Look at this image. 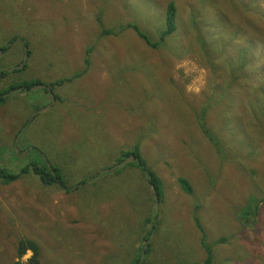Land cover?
<instances>
[{"label":"rangeland","instance_id":"obj_1","mask_svg":"<svg viewBox=\"0 0 264 264\" xmlns=\"http://www.w3.org/2000/svg\"><path fill=\"white\" fill-rule=\"evenodd\" d=\"M2 50L0 93L70 80L46 112L44 90L0 101V168L58 176L0 184V264L27 239L40 264H133L152 227L143 264H264V0H0ZM134 148L161 181L155 224L140 169L99 174Z\"/></svg>","mask_w":264,"mask_h":264},{"label":"trees","instance_id":"obj_2","mask_svg":"<svg viewBox=\"0 0 264 264\" xmlns=\"http://www.w3.org/2000/svg\"><path fill=\"white\" fill-rule=\"evenodd\" d=\"M174 20H175V7L172 3H170V4H168L167 11H166V20H165L166 29L161 34L160 42H164V39L168 35H170L174 32V30H175ZM126 28L132 29L135 32V34L145 42L146 45L152 46L150 39L145 34L141 33L135 24H129L126 26ZM110 33H111V31H104L103 32V34H110ZM113 34H115V33H113ZM153 45H154V47H157V45L155 43H153ZM25 46L27 47V43H25ZM217 49L218 50L221 49V46H217ZM221 51L223 54L226 53L224 51L223 47H222ZM241 58H242V56L239 54L237 60L232 61L231 64L233 63V64L241 65L240 64L242 61ZM86 59H87V64H85V65H86V68H88L87 66L89 65V63H88L89 58H86ZM225 59H227V58H225ZM239 68H240L239 69L240 71H236L235 73L242 74L245 69H242L243 67H239ZM230 70H232V69L230 68ZM2 75H6V72L0 71V77ZM236 78L238 79V77H236ZM68 80H70L69 77L64 79V80H61V81L52 82V83H50V88L52 89V87H54L56 85H60V84L64 83L65 81H68ZM38 83L40 84V82H38ZM35 85H37V83L32 82L29 85H27L26 87L29 89L30 87H33ZM16 87L17 86L9 87L5 92L0 93V95L3 93L9 92L10 90H12ZM44 92L46 93V90H44ZM244 93L245 92H243V94ZM1 100L2 99H0V101ZM130 155H134L135 159L132 160L131 162H129V165L136 166L138 169H140L143 172V174H145V177H147V181H148V175L151 177V181H148V184L154 186L155 192L157 193L158 198H159V202H160L162 200L163 193H162V186H161V181L159 179V176L156 175L152 170H150L146 166L144 160L141 158L140 154L138 153L137 148H134L131 151L122 152L121 158L117 162L120 163L125 158L129 157ZM51 169L53 170L54 174L50 173L49 168L46 166V164L43 161H41L39 163L34 162V163H30L28 165H25L18 172H9V171L7 172L6 170L0 168V184L1 185H9V184L14 183L17 180H19V177L22 174L31 172V174L37 176L44 185H50V184H53L54 182L58 181V176L55 174L54 168L52 166H51ZM177 183H178L179 187L181 188V190L185 194L190 195L192 193L191 187H190V185L186 179L178 178ZM150 196L152 197V193ZM153 229H154V227H152L151 230L146 233V235L143 239L144 242L147 241V239H148V237H149V235ZM207 249H208V247H207ZM150 250H151V244H149L145 254H148L150 252ZM27 251H30L32 253L31 257L28 258L25 263H18V264H40V262H39V258H40V252L39 251L40 250H39L37 244L32 240H28V239L27 240H21L19 242L18 248H17V257L20 259ZM207 252H209V250H207ZM139 257H140V255L138 256V258H136V260L133 264H138ZM209 257H210V255H209ZM207 264H208V262H207Z\"/></svg>","mask_w":264,"mask_h":264},{"label":"water","instance_id":"obj_3","mask_svg":"<svg viewBox=\"0 0 264 264\" xmlns=\"http://www.w3.org/2000/svg\"><path fill=\"white\" fill-rule=\"evenodd\" d=\"M23 50H24V54H23L21 63L19 65H17V66H14L11 69H9L8 72H13L15 70H20V69H22L25 66L27 58H28V53H27V48L26 47H24ZM2 52L3 51H0V55L2 54ZM41 89H46L47 91H49V94H50V97H51V103L49 105H47L42 110V111H47L55 103V98H54L53 94L51 93V91L49 89L45 88V86H34V87L31 88V90H41ZM23 90H24V88H18L16 90H13V91L3 95L2 97L5 98V97H7L9 95H14V94L19 93V92H21ZM24 130H25V127L22 129L21 132H23ZM16 141H17V139H16ZM134 159H135L134 155H130L129 157H127L126 159H124L123 161L118 163L117 165H114L111 169L104 170V171L100 172L99 174L101 175V174H105V173H107L109 171L117 170V169L123 167L124 165H126L127 163L131 162ZM47 166H48L51 174H54L53 170L51 169V165L47 164ZM148 180L151 181V177L150 176H148ZM150 189H151V191L153 193V196H154V206L153 207H154V217H155L154 224H155L156 223V217H157V214H158V204L159 203H158V196H157V194L155 192L154 186L151 185ZM152 237H153V231L150 233V235L148 237V240H147L146 244L144 245V247L142 249L141 256H140L138 264L142 263V261L144 259V256H145V252H146V250L148 248L149 243L151 242Z\"/></svg>","mask_w":264,"mask_h":264},{"label":"flooded vegetation","instance_id":"obj_4","mask_svg":"<svg viewBox=\"0 0 264 264\" xmlns=\"http://www.w3.org/2000/svg\"><path fill=\"white\" fill-rule=\"evenodd\" d=\"M22 43H23V42H22ZM25 43H26V42L24 41V43H23V44H24V45H23V49H24V47H25ZM2 51H3V50H2ZM27 53H28V51H27ZM23 54H24V50H23ZM3 55H4V54H3V52H2V54L0 55V57H2ZM21 61H22V58H21L20 62H19L17 65H19V64L21 63ZM17 65H16V66H17ZM12 68H13V67H12ZM6 70H7V69H6ZM6 70H4V71L6 72ZM8 73H9V72H8ZM6 74H7V72H6ZM4 76H5V75H2L0 78H3ZM36 83H37V85H35V86H44L42 83L39 84L38 81H36ZM33 87H34V86H33ZM18 88H24V90H30L32 87H30V88L28 89L26 86H17L16 88L10 90L9 92H11V91H13V90H16V89H18ZM45 88H47V89H49V90L51 91L50 86H49V87H48V86H45ZM24 90H23V91H24ZM41 90H46V89H41ZM46 91H47V90H46ZM9 92H6V93L1 94V95H0V99H5V98L10 97L11 95H9V96H7V97H5V98L2 97L3 95H5V94H7V93H9ZM21 92H22V91H21ZM48 92H49V91H48ZM19 93H20V92H19ZM48 105H49V104H48ZM53 105H54V104H53ZM53 105H52V106H53ZM52 106H51V107H52ZM51 107H50V109H51ZM50 109H49V110H50ZM47 111H48V110H47ZM20 137H21V135L18 136V139H19ZM148 176H149V175H148ZM148 181H149V180H148ZM150 192H151V190H150ZM151 193H152V192H151ZM159 203H160V202H159Z\"/></svg>","mask_w":264,"mask_h":264},{"label":"bare ground","instance_id":"obj_5","mask_svg":"<svg viewBox=\"0 0 264 264\" xmlns=\"http://www.w3.org/2000/svg\"><path fill=\"white\" fill-rule=\"evenodd\" d=\"M51 99V98H50ZM50 109V108H49ZM48 109V110H49ZM44 112H46V111H44ZM151 186V185H150ZM151 190V189H150ZM152 192V191H151ZM153 194V193H152ZM157 194V193H156ZM158 196V195H157ZM154 197V196H153ZM158 203H159V198H158ZM153 206H154V201H153ZM158 208H159V204H158ZM153 209H154V207H153ZM158 215V214H157Z\"/></svg>","mask_w":264,"mask_h":264}]
</instances>
